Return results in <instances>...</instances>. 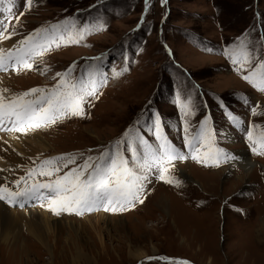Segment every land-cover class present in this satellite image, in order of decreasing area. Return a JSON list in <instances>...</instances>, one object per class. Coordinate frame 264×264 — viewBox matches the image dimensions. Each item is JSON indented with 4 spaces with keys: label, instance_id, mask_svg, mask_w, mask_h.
I'll return each instance as SVG.
<instances>
[{
    "label": "rangeland",
    "instance_id": "rangeland-1",
    "mask_svg": "<svg viewBox=\"0 0 264 264\" xmlns=\"http://www.w3.org/2000/svg\"><path fill=\"white\" fill-rule=\"evenodd\" d=\"M15 5L4 17L5 34L15 33L11 38L17 41L52 25L73 37L83 30L84 36L78 43L65 39L53 46L31 70L3 71L12 94L52 88L60 79L56 73L70 66L73 80H87L91 73L105 82L87 98L83 116L45 128L51 150L27 168L7 169L12 185L46 158L75 155L76 164L63 169V175L89 156L115 152L118 144L135 166L141 156L124 151L120 142L126 137L140 138L145 155L162 139L181 151L188 139L184 128L192 136L201 127L210 130L211 151L218 148L220 160H175L166 165L173 183L160 180L155 169H144L140 174L148 179L139 195L142 203L115 212L101 207L82 215L61 213L74 222L99 212L123 217L119 231L105 230L103 242L92 233L78 240L65 231L50 235L48 250L24 228L20 235L26 244L17 243L18 249L0 242V264H264V150L253 152L245 132L258 126L252 129L258 146L264 131V0H33L31 8L15 0ZM225 50L241 59L247 54L249 60L240 67ZM154 125H159L156 134ZM194 147L199 145L194 142ZM202 175L211 177L212 184L203 186ZM49 179L54 177H34ZM45 202L31 206L48 209ZM175 204L180 213L181 208L187 211L180 219L171 215ZM129 245L149 255L133 259Z\"/></svg>",
    "mask_w": 264,
    "mask_h": 264
},
{
    "label": "snow or ice",
    "instance_id": "snow-or-ice-1",
    "mask_svg": "<svg viewBox=\"0 0 264 264\" xmlns=\"http://www.w3.org/2000/svg\"><path fill=\"white\" fill-rule=\"evenodd\" d=\"M162 2L166 3V0ZM32 4L33 0H24V6L31 8ZM14 5L15 0H0V12L11 13ZM7 28L6 20H0V40L11 39V36L15 34L5 36L3 33ZM83 36V30L78 32V36L73 37L60 30L59 25L36 29L19 40L12 48H0V71H8L10 68L16 71L31 70L33 63L30 61L42 57L51 51L53 46L60 47V42L65 39L69 43H78ZM225 54L240 67L249 60L247 54H244L242 59L228 50H225ZM261 67L264 68V65ZM73 71L74 66H70L65 72L56 73V77L60 79L54 87L48 89L32 88L12 95H5L8 90L0 89V131L27 134L29 131L48 127L66 117L83 116V105L87 98L95 96L98 87L105 81L97 82L92 78L91 73L88 74L87 80L83 77L73 80L71 76ZM120 74L116 73L117 76ZM244 79L250 80V76L246 75ZM250 82L255 83L254 80ZM257 114L253 108V115ZM241 123L238 118H234L235 127H240ZM158 127L159 125H154V134ZM256 127L258 126L253 125L252 129ZM252 129H245L248 140L254 145L252 151L264 150V131H261L260 141L256 146L257 141L253 140ZM183 131L188 136L186 144L193 152H200L201 148L209 150L193 156L194 159L205 163L209 160L214 164L219 163L220 150L216 148L214 152L211 151L214 145L210 142V130L201 127L194 136L189 135L187 128ZM194 142L199 147H194ZM120 143L126 145L124 151L131 153L133 158L137 155L141 156L135 166L121 154L119 144L115 152L106 150L98 157L89 156L82 164L69 169L63 175H60L62 170L68 168L70 164H76L77 157L73 154L49 157L42 160L36 167L29 168L26 177L22 176L15 181L16 190H12L6 184L0 185V200L7 201L9 204H20V206H23V201H47V207L57 216L64 212L82 215L97 206L114 212L120 211L126 206H134V203L139 200L144 182L148 179L146 174L143 176L140 174L144 169H155L160 180L173 183L172 178H167L169 168L166 165L185 158L163 139L157 149L149 146L146 155L143 154L140 138L133 140L126 137ZM35 176L54 177V179L41 182L34 180ZM29 180L33 182L29 184ZM175 183L178 185L179 181ZM22 184L23 187H21ZM139 202L143 201L139 200ZM172 264H188V262L173 261Z\"/></svg>",
    "mask_w": 264,
    "mask_h": 264
},
{
    "label": "bare ground",
    "instance_id": "bare-ground-1",
    "mask_svg": "<svg viewBox=\"0 0 264 264\" xmlns=\"http://www.w3.org/2000/svg\"><path fill=\"white\" fill-rule=\"evenodd\" d=\"M17 40L15 38L1 40L0 48L10 49L18 42ZM9 84L3 71H0V89L8 90L5 95H12V91L8 88ZM45 128L47 127L29 131L27 134L16 131H0V184L5 181V183L7 182V186L12 190H16V184L14 183V185H12L10 183L7 169L9 167L27 168L29 161L30 165V163L38 159L44 151L46 152L52 149L51 141L48 139V136L46 137L43 133ZM251 166H253L252 163L250 164V167ZM210 178L209 176L202 175L201 179L203 186L212 184V179ZM159 196L163 197L161 195ZM32 201L34 202L36 200L23 201V206H20V204H9L7 201L0 200V242H2L7 249L10 245L18 249L16 244L21 241L22 244H26L24 243L25 239H22L20 235L24 228L34 240V243L41 244L40 247L42 246L51 250L52 244L49 240L50 235L58 236L60 232L66 231L69 232L67 234L68 236L79 240L86 238L89 233H92L97 235L101 242H103L105 230H108L107 233L109 234L110 228L119 231L120 227L123 225L120 221L123 217H109L100 212L95 214L96 216H85L84 220L81 222H74L73 220L65 219L63 214L59 216L53 214L49 208L41 210L40 207L42 205L39 207L31 206L30 203ZM43 205L47 206V201L43 203ZM159 205L162 210L166 209V204L162 199H159ZM99 208L101 207H95V209ZM181 209L182 212L180 213L181 210L175 204L171 209V215L174 217L177 216L180 219L182 213H187L183 208ZM55 216L56 218H54ZM87 226L88 229L86 228ZM9 249L11 250V248ZM152 250L153 252L151 254L157 253L155 248ZM129 251L132 258L136 260L149 255L145 250L134 248L132 245H129Z\"/></svg>",
    "mask_w": 264,
    "mask_h": 264
}]
</instances>
